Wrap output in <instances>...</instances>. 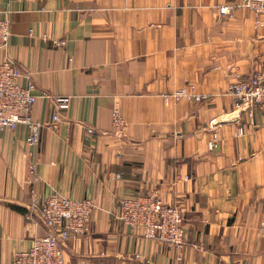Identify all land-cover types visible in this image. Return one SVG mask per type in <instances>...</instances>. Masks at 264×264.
Returning a JSON list of instances; mask_svg holds the SVG:
<instances>
[{
    "label": "crops",
    "instance_id": "crops-1",
    "mask_svg": "<svg viewBox=\"0 0 264 264\" xmlns=\"http://www.w3.org/2000/svg\"><path fill=\"white\" fill-rule=\"evenodd\" d=\"M228 4L0 0L19 84L69 98L55 130L54 103L34 104L39 144L29 125L0 132V264L46 234L40 205L54 192L96 204L87 232L64 244L68 264H264V113L251 122L230 92L264 65V16L221 14ZM182 88L192 96L174 97ZM153 191L183 209L182 249L115 218L123 198Z\"/></svg>",
    "mask_w": 264,
    "mask_h": 264
},
{
    "label": "built area",
    "instance_id": "built-area-1",
    "mask_svg": "<svg viewBox=\"0 0 264 264\" xmlns=\"http://www.w3.org/2000/svg\"><path fill=\"white\" fill-rule=\"evenodd\" d=\"M236 7L251 11L259 21L264 16V0H233V4L222 5L221 14H228ZM11 38V25L7 19H0V132L16 129L19 125H29L31 131L27 143L39 144L40 130L44 124L32 119L34 104L39 98L50 99L55 105L52 121L47 127L56 129L60 121L61 109L69 102L68 97L51 93L36 94L35 84L29 82L21 86L18 82L23 75L16 62L7 54ZM235 96L234 109L245 112L251 122H255L257 111L264 113V65L247 79H237L230 87ZM174 97H191L192 92L182 88L173 93ZM203 96L197 95V98ZM128 122L118 109L113 112L112 133L123 138ZM238 134H244L240 128ZM37 160L29 170L34 181L39 180ZM35 204V203H34ZM37 205V204H35ZM96 204L92 199H76L56 192L44 198L40 205L41 215L47 227L45 235L35 237L31 247L17 253L12 264H68L64 255V244L70 238L85 234L92 222ZM117 221L133 228L144 230L145 237L182 249L186 242L185 216L180 205L167 203L156 192L126 196L119 203L115 214ZM264 237V217L258 227Z\"/></svg>",
    "mask_w": 264,
    "mask_h": 264
}]
</instances>
